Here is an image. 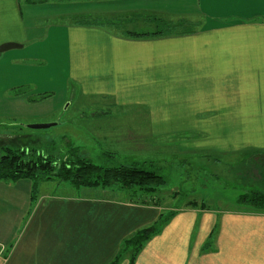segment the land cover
I'll return each mask as SVG.
<instances>
[{
	"label": "crops",
	"instance_id": "0c3cea01",
	"mask_svg": "<svg viewBox=\"0 0 264 264\" xmlns=\"http://www.w3.org/2000/svg\"><path fill=\"white\" fill-rule=\"evenodd\" d=\"M150 15L196 27L131 38L103 24ZM50 22L59 26L42 29ZM50 37L65 40L71 52L74 98L81 90L99 108L142 107L123 113L129 121L147 120L153 104L175 107L160 120L224 122L208 130L224 143L209 140V147L243 153L230 168L247 169L254 177L244 188L264 192V0H0V44L33 49L38 44L25 47L29 41ZM147 89H164L165 98L149 101ZM64 183L45 181L33 192L28 178L0 180L2 264H129L126 255L118 260L124 240L153 224L162 209L100 187H77L85 192L73 194ZM133 264H264V211L180 208Z\"/></svg>",
	"mask_w": 264,
	"mask_h": 264
},
{
	"label": "rangeland",
	"instance_id": "374dc122",
	"mask_svg": "<svg viewBox=\"0 0 264 264\" xmlns=\"http://www.w3.org/2000/svg\"><path fill=\"white\" fill-rule=\"evenodd\" d=\"M144 17L132 19L129 24L120 20L122 25L117 24L118 20H112L111 26L120 31L125 27L147 31ZM58 24L43 23L42 29H55ZM195 27L188 23L177 29L183 31ZM30 43L38 45L33 49L14 48L0 53V154L4 153L5 147L27 148L59 160L78 150L80 157L104 167L148 161L149 169L165 179L156 195L149 196L154 202L147 204L160 207L161 212L183 208L191 201L214 209L248 210L240 205L238 198L248 192L244 188L245 182L254 176L245 173L247 169L243 167L231 169L229 166L241 164L243 153L223 154L212 151L208 144L209 140L215 145L224 143V138L215 136L213 140L208 133L211 129H222L224 122L160 120L162 111L173 112L175 110L171 108L175 107L171 105L164 110L165 107L153 104H147V120L129 121V116L123 113L138 112L137 108L142 107L111 103L103 106L106 108L103 110L95 101L88 102L91 96L81 94V90L74 98L78 84L70 79L73 59L65 40L50 37L46 42L29 41L25 47L29 48ZM167 91L172 98L177 95V90ZM164 95V89H147L149 101L155 98L161 101ZM149 111L154 114L153 120H149ZM113 112H117L121 120H115L111 116ZM56 122L48 128L30 127ZM43 182L38 183V189ZM70 185L67 183L66 187ZM71 186L73 194L85 192L84 188ZM48 188L52 187L48 185ZM51 190L61 193L64 188ZM108 190L112 197L129 198L128 194ZM125 255L130 257L131 252H123Z\"/></svg>",
	"mask_w": 264,
	"mask_h": 264
},
{
	"label": "trees",
	"instance_id": "16d2710c",
	"mask_svg": "<svg viewBox=\"0 0 264 264\" xmlns=\"http://www.w3.org/2000/svg\"><path fill=\"white\" fill-rule=\"evenodd\" d=\"M141 19V16L121 17L117 24L122 25L120 20L129 24L132 19ZM143 19V18H142ZM147 31L121 30L124 36L131 38L159 37L181 33L177 27L185 25L184 21L174 23L159 16H146ZM100 21V19H97ZM113 24V21L103 24ZM111 24V25H112ZM185 32L182 31V33ZM0 154V180L17 181L22 178L31 179L33 192H36L38 183L47 180L66 182L75 187H100L122 192L128 200L138 204H152L156 192L165 184L164 177L155 170L149 169L150 162L119 164L104 167L92 162L90 159L80 157L78 150L75 154L66 155L62 159H55L50 155H44L36 149L5 147ZM34 196V195H33ZM127 198V197H126ZM158 202V201H156ZM238 202L255 212L264 211V192L258 190L248 191L239 196ZM155 204V203H154ZM159 205L158 203H156ZM185 207H201L206 209L204 203L201 206L196 201H191ZM177 210L161 212L158 219L151 225L137 230L123 242L122 252H131L129 264H133L136 255L146 242L159 234L170 220L177 214ZM118 261H115L116 264Z\"/></svg>",
	"mask_w": 264,
	"mask_h": 264
},
{
	"label": "water",
	"instance_id": "95a60500",
	"mask_svg": "<svg viewBox=\"0 0 264 264\" xmlns=\"http://www.w3.org/2000/svg\"><path fill=\"white\" fill-rule=\"evenodd\" d=\"M22 44L16 43V42H5L0 44V53L7 51V50H11L14 48H21ZM56 123H40V124H33L30 127L32 128H48L51 126L56 125Z\"/></svg>",
	"mask_w": 264,
	"mask_h": 264
},
{
	"label": "built area",
	"instance_id": "2783aa9c",
	"mask_svg": "<svg viewBox=\"0 0 264 264\" xmlns=\"http://www.w3.org/2000/svg\"><path fill=\"white\" fill-rule=\"evenodd\" d=\"M6 259V256L4 255V247L0 245V264H2Z\"/></svg>",
	"mask_w": 264,
	"mask_h": 264
}]
</instances>
